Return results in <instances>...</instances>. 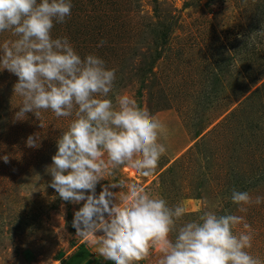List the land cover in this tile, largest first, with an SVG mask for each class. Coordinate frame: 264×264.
I'll use <instances>...</instances> for the list:
<instances>
[{
  "label": "rangeland",
  "instance_id": "374dc122",
  "mask_svg": "<svg viewBox=\"0 0 264 264\" xmlns=\"http://www.w3.org/2000/svg\"><path fill=\"white\" fill-rule=\"evenodd\" d=\"M72 4L71 16L54 24L53 38L67 36L81 57H101L116 70L113 102L130 96L168 130L160 138L167 152L151 176L123 167L101 180L96 193L123 180L182 204L184 220L208 210L243 216L233 231L250 225L248 251L264 264V203L240 212L230 200L233 189L264 197V0ZM13 39L0 33V44ZM17 80L0 71V157L8 156L7 163L0 159V261L59 264L74 246L95 239L76 236L72 227L83 202L63 201L48 186L46 167L72 118L40 110L16 120ZM30 135H39V147L27 145ZM161 255L152 248L139 264H158Z\"/></svg>",
  "mask_w": 264,
  "mask_h": 264
},
{
  "label": "clouds",
  "instance_id": "9594fccd",
  "mask_svg": "<svg viewBox=\"0 0 264 264\" xmlns=\"http://www.w3.org/2000/svg\"><path fill=\"white\" fill-rule=\"evenodd\" d=\"M72 7V0H0V33L15 37L0 44V71L18 77L13 86L21 98L16 120L29 112L38 117L40 110L72 118L46 173L51 176L48 186L63 201L83 202L72 220L76 236L95 237L91 243L109 264H139L155 247L162 254L158 264H261L248 251L250 225L243 223L247 231L238 235L233 231L243 216L208 210L184 220L182 204L170 205L123 180L108 179L110 184L96 193L101 180L123 167L151 176L167 152L160 138L168 130L130 96L118 95L113 102L109 94L116 70L101 57H81L67 36L53 38L54 24L64 23ZM39 140L30 135L26 143L39 147ZM0 159L8 162V156ZM116 187L119 193L109 191ZM230 200L240 212L264 203V197L253 199L236 189Z\"/></svg>",
  "mask_w": 264,
  "mask_h": 264
},
{
  "label": "crops",
  "instance_id": "0c3cea01",
  "mask_svg": "<svg viewBox=\"0 0 264 264\" xmlns=\"http://www.w3.org/2000/svg\"><path fill=\"white\" fill-rule=\"evenodd\" d=\"M0 264H4L0 261ZM5 264H32L25 260L18 259ZM59 264H109L102 256L97 253L96 247L90 242H81L74 246L65 254Z\"/></svg>",
  "mask_w": 264,
  "mask_h": 264
}]
</instances>
